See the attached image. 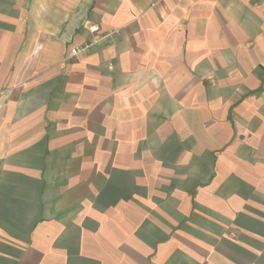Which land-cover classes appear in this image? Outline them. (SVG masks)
Masks as SVG:
<instances>
[{
	"label": "crops",
	"instance_id": "0c3cea01",
	"mask_svg": "<svg viewBox=\"0 0 264 264\" xmlns=\"http://www.w3.org/2000/svg\"><path fill=\"white\" fill-rule=\"evenodd\" d=\"M263 80L264 0H0V264H264Z\"/></svg>",
	"mask_w": 264,
	"mask_h": 264
},
{
	"label": "built area",
	"instance_id": "2783aa9c",
	"mask_svg": "<svg viewBox=\"0 0 264 264\" xmlns=\"http://www.w3.org/2000/svg\"><path fill=\"white\" fill-rule=\"evenodd\" d=\"M92 29L95 30L96 27H93ZM83 50H84V48L79 47V48H77V50H76L75 53L77 54V53H79V52H81V51H83ZM263 87H264V80H263Z\"/></svg>",
	"mask_w": 264,
	"mask_h": 264
}]
</instances>
